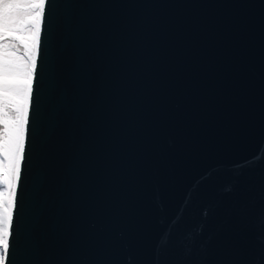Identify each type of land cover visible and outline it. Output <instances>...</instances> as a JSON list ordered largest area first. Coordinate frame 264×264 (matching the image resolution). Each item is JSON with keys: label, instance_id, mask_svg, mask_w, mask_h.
I'll use <instances>...</instances> for the list:
<instances>
[{"label": "water", "instance_id": "water-1", "mask_svg": "<svg viewBox=\"0 0 264 264\" xmlns=\"http://www.w3.org/2000/svg\"><path fill=\"white\" fill-rule=\"evenodd\" d=\"M6 264H264V0H47Z\"/></svg>", "mask_w": 264, "mask_h": 264}, {"label": "snow or ice", "instance_id": "snow-or-ice-1", "mask_svg": "<svg viewBox=\"0 0 264 264\" xmlns=\"http://www.w3.org/2000/svg\"><path fill=\"white\" fill-rule=\"evenodd\" d=\"M47 0H0V264L13 235Z\"/></svg>", "mask_w": 264, "mask_h": 264}]
</instances>
